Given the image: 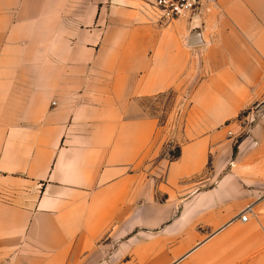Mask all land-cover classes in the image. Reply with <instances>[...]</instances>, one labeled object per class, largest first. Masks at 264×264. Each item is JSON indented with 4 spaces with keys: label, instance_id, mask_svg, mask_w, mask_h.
<instances>
[{
    "label": "crops",
    "instance_id": "obj_1",
    "mask_svg": "<svg viewBox=\"0 0 264 264\" xmlns=\"http://www.w3.org/2000/svg\"><path fill=\"white\" fill-rule=\"evenodd\" d=\"M148 1L0 0V264H264V109L228 134L264 90L261 13L219 0L188 47L194 18Z\"/></svg>",
    "mask_w": 264,
    "mask_h": 264
},
{
    "label": "rangeland",
    "instance_id": "obj_2",
    "mask_svg": "<svg viewBox=\"0 0 264 264\" xmlns=\"http://www.w3.org/2000/svg\"><path fill=\"white\" fill-rule=\"evenodd\" d=\"M215 1H216L215 4L210 3L206 6L205 12L206 11L210 12V10L214 7H215V10L218 11V13L223 12V11H220V9L222 10V8L220 6L219 0H215ZM250 1L252 3V6H254L252 8L255 9L253 10V12L255 14L257 13L262 14V15L260 14L258 18V22L256 23L264 25V0H250ZM255 101L256 102L253 104L250 110L244 112L240 116V121L242 120L244 121L241 122L240 124L237 121H235V123L238 124V128L235 131H229L228 133L229 136L233 135V137L236 138L235 143L237 141H240L244 136L248 135V133L250 132L252 124H253L252 119H251L252 117L250 118V115L252 114L254 115V112L261 110L262 108L264 109V90L262 91V93L256 96ZM181 102H182V97H179L176 93H168L164 96L158 97L157 99H152L148 101L147 102L148 107H145V108H146V112L150 116L157 118L160 124H164L172 120V113L174 109L177 112V115L173 117V120L174 119L176 120L179 118V115H180L179 105ZM167 153L171 157H174L178 153V148L168 147Z\"/></svg>",
    "mask_w": 264,
    "mask_h": 264
},
{
    "label": "built area",
    "instance_id": "obj_3",
    "mask_svg": "<svg viewBox=\"0 0 264 264\" xmlns=\"http://www.w3.org/2000/svg\"><path fill=\"white\" fill-rule=\"evenodd\" d=\"M215 2V0H150L147 2V10L156 24L166 27L185 17L189 19L197 17L205 11L208 4ZM252 211L253 206L246 207L239 215L240 221L246 223Z\"/></svg>",
    "mask_w": 264,
    "mask_h": 264
},
{
    "label": "water",
    "instance_id": "obj_4",
    "mask_svg": "<svg viewBox=\"0 0 264 264\" xmlns=\"http://www.w3.org/2000/svg\"><path fill=\"white\" fill-rule=\"evenodd\" d=\"M205 43L206 41L203 37L199 18L195 17L193 19L192 27L190 29L187 46L188 47H198V46L204 45Z\"/></svg>",
    "mask_w": 264,
    "mask_h": 264
},
{
    "label": "trees",
    "instance_id": "obj_5",
    "mask_svg": "<svg viewBox=\"0 0 264 264\" xmlns=\"http://www.w3.org/2000/svg\"><path fill=\"white\" fill-rule=\"evenodd\" d=\"M180 157V149H178V153L174 156V158Z\"/></svg>",
    "mask_w": 264,
    "mask_h": 264
}]
</instances>
